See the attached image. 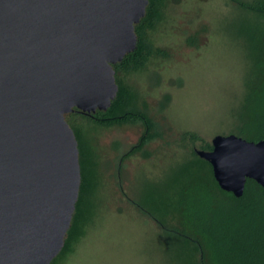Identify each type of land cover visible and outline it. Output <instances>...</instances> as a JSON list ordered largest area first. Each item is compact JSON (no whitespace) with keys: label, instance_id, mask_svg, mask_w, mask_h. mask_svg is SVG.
Returning <instances> with one entry per match:
<instances>
[{"label":"rangeland","instance_id":"374dc122","mask_svg":"<svg viewBox=\"0 0 264 264\" xmlns=\"http://www.w3.org/2000/svg\"><path fill=\"white\" fill-rule=\"evenodd\" d=\"M152 2L139 60L116 67L135 115L73 121L92 145L97 178L81 201V232L54 264H198L169 226L180 219L182 186L212 175L195 149L210 150L217 134L239 136L248 15L233 0Z\"/></svg>","mask_w":264,"mask_h":264},{"label":"water","instance_id":"95a60500","mask_svg":"<svg viewBox=\"0 0 264 264\" xmlns=\"http://www.w3.org/2000/svg\"><path fill=\"white\" fill-rule=\"evenodd\" d=\"M148 0H0V264H50L79 196L78 143L66 114L106 111L113 65L137 46ZM195 149L218 186L264 190V139L217 134Z\"/></svg>","mask_w":264,"mask_h":264},{"label":"trees","instance_id":"16d2710c","mask_svg":"<svg viewBox=\"0 0 264 264\" xmlns=\"http://www.w3.org/2000/svg\"><path fill=\"white\" fill-rule=\"evenodd\" d=\"M233 1L248 15L247 33L243 36L248 40L250 62L245 80L246 93L237 114L238 134L246 140L258 141L264 139V0ZM154 11L152 0H148L145 15L135 25L136 36ZM141 53L138 37L136 49L113 65L115 74L116 67L129 61L135 64ZM116 83L117 95L106 111L93 114L73 111L65 116L78 143L81 183L63 248L50 264L56 263L69 250L74 237L80 234L81 201L94 188L97 178L92 145L73 121L102 124L135 115L131 94L123 92ZM142 119L148 126L147 119L144 116ZM178 202L180 219L176 225L169 226L168 232L182 237L186 246H192L199 255L198 264H264V190L254 180L247 179L243 195L235 197L218 186L213 174L190 178L179 191Z\"/></svg>","mask_w":264,"mask_h":264}]
</instances>
